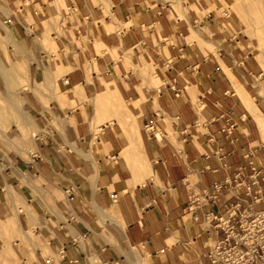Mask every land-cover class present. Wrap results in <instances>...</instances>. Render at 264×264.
I'll return each mask as SVG.
<instances>
[{"label": "crops", "instance_id": "obj_1", "mask_svg": "<svg viewBox=\"0 0 264 264\" xmlns=\"http://www.w3.org/2000/svg\"><path fill=\"white\" fill-rule=\"evenodd\" d=\"M25 1L0 0V21L11 29L9 55L29 86L9 90L1 78L0 93L21 100L36 133L29 146L2 142L0 229L5 235L1 225L17 220L25 235L36 229L38 245L0 239V264H211L206 251L224 236L211 213L231 203L246 212L264 207L254 202L258 186L247 166L253 156L264 176L263 73L234 53L223 21L199 17L195 8L205 0H73L76 25H60L62 35L52 24L49 37L44 22L56 15L55 0ZM56 47L58 54L50 51ZM130 49L139 64L145 54L160 71L145 63L154 87L144 88L134 114L142 125L124 132L116 117L108 119L114 108L106 103L141 97L138 73L124 61ZM146 123L160 136L146 132ZM219 182L227 187L216 201L200 197L187 209L192 192ZM32 186L68 188L67 204L35 216Z\"/></svg>", "mask_w": 264, "mask_h": 264}, {"label": "rangeland", "instance_id": "obj_2", "mask_svg": "<svg viewBox=\"0 0 264 264\" xmlns=\"http://www.w3.org/2000/svg\"><path fill=\"white\" fill-rule=\"evenodd\" d=\"M32 0H26L25 3L31 4ZM173 4H177V6H181L183 0H170ZM187 1V0H186ZM206 5L205 8H195L199 14L201 19L207 20V16L212 14V18H217L216 20H221L224 23L222 27L227 26V32L233 38L232 42L236 43L237 48L233 47L234 53L242 52L246 55V58L249 62V65L252 68H256L259 72L263 73V75H259L258 83L262 87L261 94L264 96V82H262V77H264V1L263 0H205ZM251 1V2H250ZM57 0L54 2L56 15L50 17L48 21L44 22L45 26V34L49 37L50 26L52 24L56 25L57 30L62 33L64 31L60 28V25L64 24L67 26L74 27L76 25L75 19L76 17L71 16L70 13L79 14L77 8L72 10L71 4L73 0H65L63 4L56 6ZM95 4H104V0H93ZM28 9V7H26ZM260 12V13H259ZM87 20L81 19L80 22H85ZM0 80L1 78L6 82L9 90H14L18 85L22 87L29 86V75L24 73L23 66L14 60V57H10L9 55V45L12 43L11 40V29L8 25L0 21ZM50 24V25H49ZM72 35V41H77L79 45H81L80 41L76 39L73 31L70 32ZM80 39L85 40L86 37L80 35ZM93 36V34H92ZM53 41L52 38H50ZM45 45L47 48L49 44L46 40ZM97 46V51L100 52L99 46ZM211 49L212 45H208ZM52 52L60 53L56 48L50 49ZM66 52H69V49L66 48ZM124 61L127 68L132 67L139 76L141 80V87L139 88V92L141 97L139 99H135L134 101L129 100H121L113 97L111 102H107L106 104L113 105L114 113H111V116L108 119L116 117L119 120V126L122 131H137L142 125L141 122H138L137 115L141 111L142 101L145 99L144 88L150 89L154 87L152 76L143 74V67L145 63H148L154 72L159 74L158 66L152 61L145 58V54L141 56L142 64H139L137 59L134 57L132 53V49L124 55ZM134 61V63H133ZM253 103L255 104L254 98ZM251 101V102H252ZM129 108V110H128ZM102 109V108H100ZM119 111V112H117ZM27 115L22 110V102L21 100L14 95L11 94H2L0 93V148H4L2 142L10 141L13 139L14 143L22 144V145H30L33 142L32 134L36 133V130L30 129L27 126ZM25 118V119H24ZM23 120V121H22ZM99 121H97V124ZM15 124V125H13ZM27 127V130H26ZM145 130V128H144ZM37 185H41V183L37 182ZM68 188L65 189H57V187H48V188H35L32 186L29 197L34 201V215L38 216V213H43L44 215L48 211H60V204H67L68 197ZM37 198H40V204L37 202ZM15 199L17 205L19 206V211L27 212L28 205L26 201L19 197L17 193H15ZM19 221V220H18ZM38 225H41V222L38 220ZM4 234L1 235L0 229V239H7V244L12 245V247H21V244L24 243L27 247H37L36 240L37 234H39L36 229H32L27 231L28 235H25L23 231L20 232L19 222L17 220L9 221L8 226L4 227ZM28 236V237H27ZM16 238L19 240L17 241ZM16 257V255H14Z\"/></svg>", "mask_w": 264, "mask_h": 264}, {"label": "built area", "instance_id": "obj_3", "mask_svg": "<svg viewBox=\"0 0 264 264\" xmlns=\"http://www.w3.org/2000/svg\"><path fill=\"white\" fill-rule=\"evenodd\" d=\"M224 130L230 135L233 132V124ZM145 131L154 137L161 134L160 128L153 123H146ZM247 166L252 170L251 183L258 186L253 191L254 202L264 204V176H261L263 167L253 156ZM245 168L238 170L237 178L240 179ZM241 183V180H236V184ZM225 187L227 182H219L204 190L201 195L192 192L187 209L190 211L193 205H198L200 197L216 201ZM247 188L251 192V187ZM239 206V203H231L223 212L210 215L213 227L224 232V236L213 240L206 251L211 264H264V207L261 210L246 212L240 211Z\"/></svg>", "mask_w": 264, "mask_h": 264}, {"label": "bare ground", "instance_id": "obj_4", "mask_svg": "<svg viewBox=\"0 0 264 264\" xmlns=\"http://www.w3.org/2000/svg\"><path fill=\"white\" fill-rule=\"evenodd\" d=\"M245 1H249V0H245ZM264 1V0H263ZM251 2V1H250ZM264 3V2H263ZM260 13V12H259ZM1 24V23H0ZM264 37V36H263ZM264 39V38H263ZM114 87V86H113Z\"/></svg>", "mask_w": 264, "mask_h": 264}]
</instances>
